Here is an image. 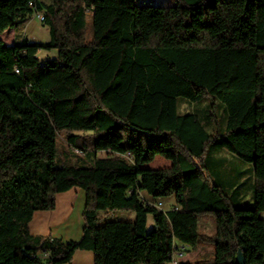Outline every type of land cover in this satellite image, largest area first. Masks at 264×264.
<instances>
[{
	"label": "trees",
	"instance_id": "obj_1",
	"mask_svg": "<svg viewBox=\"0 0 264 264\" xmlns=\"http://www.w3.org/2000/svg\"><path fill=\"white\" fill-rule=\"evenodd\" d=\"M35 12L47 41L0 40V264H71L76 251L169 264L176 242L212 248L193 264H235L238 252L264 264V0H0V34ZM42 50L57 56L40 61ZM57 137L77 165L56 162ZM156 157L171 165L145 167ZM234 161L251 165L244 204ZM74 188L80 239L31 235L34 213ZM112 211L134 219L102 223Z\"/></svg>",
	"mask_w": 264,
	"mask_h": 264
},
{
	"label": "rangeland",
	"instance_id": "obj_2",
	"mask_svg": "<svg viewBox=\"0 0 264 264\" xmlns=\"http://www.w3.org/2000/svg\"><path fill=\"white\" fill-rule=\"evenodd\" d=\"M40 2H48L49 0H39ZM142 3H147L151 5H163V6H171L173 4V0H136L137 5H141ZM14 35L18 36L19 38H25L30 42H45L49 39V32L48 27L43 24V22H39L38 18L33 16H30L29 20L22 26L16 29H8L5 30L0 34V40L3 41L6 45H11L13 43ZM87 38H91V20L90 16H88V27H87ZM57 56L55 50L51 51H40L37 54V57L40 61H44L47 59H53ZM192 109L190 104L184 103L182 105V111H190ZM56 147H57V155H56V162L58 164H68V165H77L78 160L77 156L71 152V148L67 145L65 141H63L60 137H57L56 139ZM83 157V155H82ZM171 165L170 162L164 160L161 157H156L152 163L145 165L147 168H166ZM238 183L241 184L240 190H241V198L240 202L242 204L247 203L250 201V195H251V165L248 163L240 162L237 164V162L234 161V163L229 167L228 173L233 174V176L238 173ZM146 194L145 192H143ZM161 203V201H160ZM157 204V201L155 202ZM260 218L264 221V212H261L259 214ZM134 219V214L129 211H112L103 216L102 223L105 222H112V221H126V222H132ZM209 220H211L210 217H202L200 218L199 227L200 229L206 233L211 234L213 230L210 228ZM153 224L151 216H148L147 220V229H150V225ZM199 247H205L210 248V246H199ZM203 254L199 257L197 260L204 259L205 257H208L212 254L210 251L208 253L207 249H203ZM192 255H187L184 264H191L190 258ZM197 260H195L197 262ZM194 261V262H195Z\"/></svg>",
	"mask_w": 264,
	"mask_h": 264
},
{
	"label": "crops",
	"instance_id": "obj_3",
	"mask_svg": "<svg viewBox=\"0 0 264 264\" xmlns=\"http://www.w3.org/2000/svg\"><path fill=\"white\" fill-rule=\"evenodd\" d=\"M18 36L14 35V40ZM142 201L155 205L160 203V209L163 212L169 211L174 207V198L152 199L143 192L139 193ZM56 205L52 211H38L35 212L30 224L29 232L31 235L49 236L58 239L63 243L70 241H78L82 236L84 229L83 210L85 207V193L81 189H70L56 195ZM148 220V219H147ZM210 228L213 230L212 220H209ZM200 223V218L198 220ZM153 224L150 225L151 228ZM177 249L184 248L186 250L185 258L187 255H192L190 258L191 264L195 263L197 259L203 254V249H207L208 253L212 249L205 247H196L192 249L186 245L178 242L175 243ZM49 254L42 252L39 257L42 261H46ZM183 260L180 264H184ZM195 261V262H194ZM198 261V260H197ZM71 264H94V255L90 251H76L72 257Z\"/></svg>",
	"mask_w": 264,
	"mask_h": 264
},
{
	"label": "built area",
	"instance_id": "obj_4",
	"mask_svg": "<svg viewBox=\"0 0 264 264\" xmlns=\"http://www.w3.org/2000/svg\"><path fill=\"white\" fill-rule=\"evenodd\" d=\"M34 16L38 18L39 22L43 21V14L35 12ZM155 206L160 207V203L155 204ZM185 252L186 250L184 248L179 250L175 249L169 264H180L183 260L186 259L184 254Z\"/></svg>",
	"mask_w": 264,
	"mask_h": 264
},
{
	"label": "water",
	"instance_id": "obj_5",
	"mask_svg": "<svg viewBox=\"0 0 264 264\" xmlns=\"http://www.w3.org/2000/svg\"><path fill=\"white\" fill-rule=\"evenodd\" d=\"M235 264H246L244 257L241 252H238L235 257Z\"/></svg>",
	"mask_w": 264,
	"mask_h": 264
}]
</instances>
